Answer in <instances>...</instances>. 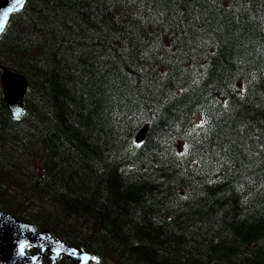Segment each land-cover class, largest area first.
Segmentation results:
<instances>
[{
  "label": "trees",
  "instance_id": "obj_1",
  "mask_svg": "<svg viewBox=\"0 0 264 264\" xmlns=\"http://www.w3.org/2000/svg\"><path fill=\"white\" fill-rule=\"evenodd\" d=\"M4 68L0 210L93 264H264V0H26Z\"/></svg>",
  "mask_w": 264,
  "mask_h": 264
},
{
  "label": "water",
  "instance_id": "obj_2",
  "mask_svg": "<svg viewBox=\"0 0 264 264\" xmlns=\"http://www.w3.org/2000/svg\"><path fill=\"white\" fill-rule=\"evenodd\" d=\"M25 2L26 0H0V24L4 25V30L11 15L21 10ZM1 82L7 108L12 117L18 120L25 112L23 98L28 91L27 80L19 73L4 69ZM11 106H18L15 113ZM17 110L21 113L19 118L16 116ZM143 133L144 130L139 133L138 140H142ZM21 245H24L23 251ZM28 246L34 248V255L26 252ZM60 255L67 256L73 264H89L95 260L89 251L70 246L55 239L48 230L38 231L32 224L0 211V264H58L57 258Z\"/></svg>",
  "mask_w": 264,
  "mask_h": 264
},
{
  "label": "snow or ice",
  "instance_id": "obj_3",
  "mask_svg": "<svg viewBox=\"0 0 264 264\" xmlns=\"http://www.w3.org/2000/svg\"><path fill=\"white\" fill-rule=\"evenodd\" d=\"M18 2H19V0H18ZM5 15H7V13H5ZM3 30H4V25L0 24V32H2ZM20 115H21L20 111L17 110V112H16L17 118H19ZM23 247H24V245H21V251H23Z\"/></svg>",
  "mask_w": 264,
  "mask_h": 264
},
{
  "label": "bare ground",
  "instance_id": "obj_4",
  "mask_svg": "<svg viewBox=\"0 0 264 264\" xmlns=\"http://www.w3.org/2000/svg\"><path fill=\"white\" fill-rule=\"evenodd\" d=\"M148 1V0H147ZM119 5V4H118ZM146 6V5H145ZM224 10V9H223ZM222 10V11H223ZM243 10V9H242ZM214 11V10H213ZM254 11V10H253ZM108 13V12H107ZM221 13V12H220ZM223 13V12H222ZM220 16V15H219ZM131 20V19H130ZM233 20V19H232ZM172 22V21H171ZM241 23V22H240ZM145 26V25H144ZM240 27V26H239ZM133 30V29H132ZM246 33V32H245ZM226 36V35H225ZM197 37V36H196ZM187 39V38H186ZM246 44V43H245ZM225 47V46H224ZM184 48V47H183ZM223 48V47H222ZM231 52V51H230ZM229 52V53H230ZM238 52V51H237ZM224 59V58H223ZM250 63V62H249ZM222 64V63H221ZM231 69V68H230ZM208 78V77H207ZM173 81V80H172ZM107 94V93H106ZM164 106V105H163ZM165 108V107H164ZM170 112V111H169ZM116 121V120H115ZM28 125V124H27ZM118 127V126H117ZM105 134V133H104ZM204 136V135H203ZM209 136V135H208ZM124 155V154H123ZM126 156V155H125ZM252 184V183H251ZM184 196V195H183ZM176 204V203H175ZM162 214V213H161Z\"/></svg>",
  "mask_w": 264,
  "mask_h": 264
},
{
  "label": "clouds",
  "instance_id": "obj_5",
  "mask_svg": "<svg viewBox=\"0 0 264 264\" xmlns=\"http://www.w3.org/2000/svg\"><path fill=\"white\" fill-rule=\"evenodd\" d=\"M11 107H12L13 112L15 113L16 109L18 108V106H11Z\"/></svg>",
  "mask_w": 264,
  "mask_h": 264
}]
</instances>
